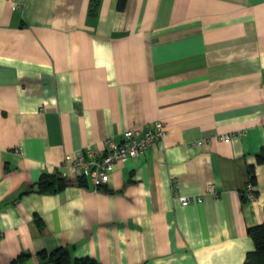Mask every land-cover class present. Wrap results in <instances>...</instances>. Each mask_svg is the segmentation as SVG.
Instances as JSON below:
<instances>
[{
	"label": "crops",
	"instance_id": "1",
	"mask_svg": "<svg viewBox=\"0 0 264 264\" xmlns=\"http://www.w3.org/2000/svg\"><path fill=\"white\" fill-rule=\"evenodd\" d=\"M92 3L0 0V264L59 246L100 264H244L264 222V0ZM157 121L166 134L108 183L35 189L67 154Z\"/></svg>",
	"mask_w": 264,
	"mask_h": 264
},
{
	"label": "built area",
	"instance_id": "2",
	"mask_svg": "<svg viewBox=\"0 0 264 264\" xmlns=\"http://www.w3.org/2000/svg\"><path fill=\"white\" fill-rule=\"evenodd\" d=\"M167 132L166 123L157 121L152 126L140 129H127L124 132L123 140L117 142L114 139L107 140V147L104 150L88 148L81 154H67L62 164L61 173L68 179L76 181L79 179H90L94 188L108 183L111 174L118 162L140 157L149 147L162 138ZM221 140L229 141L232 136L225 134L218 137ZM246 192L250 200L257 197L254 184L250 180L246 183ZM208 192L214 194L217 190L214 184L207 187ZM182 204L187 205L193 201H201L203 197L192 195H179Z\"/></svg>",
	"mask_w": 264,
	"mask_h": 264
},
{
	"label": "trees",
	"instance_id": "3",
	"mask_svg": "<svg viewBox=\"0 0 264 264\" xmlns=\"http://www.w3.org/2000/svg\"><path fill=\"white\" fill-rule=\"evenodd\" d=\"M98 0H93L91 10L95 11ZM258 162L264 161V147L257 154ZM251 180L255 181L254 166L249 167ZM68 180L61 171L54 173H45L36 183L35 189L40 192H54L62 189ZM248 233L254 241V249L249 251L244 264H264V222L250 226ZM28 253H22L20 256H27ZM37 256L45 262V264H100L91 256H73L69 248L59 246L51 251L40 250Z\"/></svg>",
	"mask_w": 264,
	"mask_h": 264
}]
</instances>
